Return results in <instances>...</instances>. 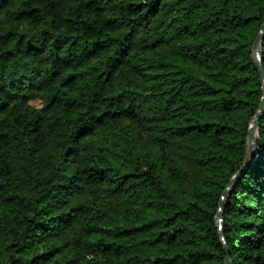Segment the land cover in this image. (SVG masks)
I'll list each match as a JSON object with an SVG mask.
<instances>
[{
  "label": "trees",
  "instance_id": "obj_1",
  "mask_svg": "<svg viewBox=\"0 0 264 264\" xmlns=\"http://www.w3.org/2000/svg\"><path fill=\"white\" fill-rule=\"evenodd\" d=\"M264 0H0V264H264ZM264 68V40L261 47Z\"/></svg>",
  "mask_w": 264,
  "mask_h": 264
},
{
  "label": "water",
  "instance_id": "obj_2",
  "mask_svg": "<svg viewBox=\"0 0 264 264\" xmlns=\"http://www.w3.org/2000/svg\"><path fill=\"white\" fill-rule=\"evenodd\" d=\"M264 40V23L262 24L256 38L254 41L253 49L255 57L258 61V67L261 75V79L263 82L262 89H263V97L261 99L259 109L257 113L255 114L252 124L248 131V151L247 153L251 155L252 157H255L257 155L258 147H257V129H258V123L261 117V113L264 110V68L262 65L261 60V47ZM246 168V165L241 167L239 171L232 177L230 182L228 183L227 187L225 188L221 201L219 203L218 212H217V224L219 228V237L224 245V250L226 252V258H225V264H231L230 258H229V251L228 246L226 244L225 237L223 235L222 226H223V209H224V201L227 197L228 193L230 192L231 188L235 184L236 180L239 178V176L243 173V170Z\"/></svg>",
  "mask_w": 264,
  "mask_h": 264
}]
</instances>
